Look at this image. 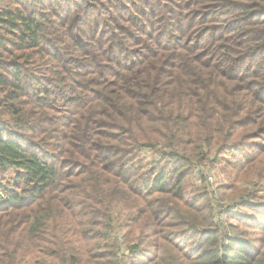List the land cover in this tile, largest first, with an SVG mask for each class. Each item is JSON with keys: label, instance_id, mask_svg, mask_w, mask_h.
Returning a JSON list of instances; mask_svg holds the SVG:
<instances>
[{"label": "trees", "instance_id": "16d2710c", "mask_svg": "<svg viewBox=\"0 0 264 264\" xmlns=\"http://www.w3.org/2000/svg\"><path fill=\"white\" fill-rule=\"evenodd\" d=\"M252 133L264 0H0V264H264L255 152L199 177Z\"/></svg>", "mask_w": 264, "mask_h": 264}, {"label": "rangeland", "instance_id": "374dc122", "mask_svg": "<svg viewBox=\"0 0 264 264\" xmlns=\"http://www.w3.org/2000/svg\"><path fill=\"white\" fill-rule=\"evenodd\" d=\"M255 128V126H250V130H254ZM256 133H252L249 136L246 135L244 138L247 144H256L254 149H251L249 145V147L226 151L218 157L215 163H208L205 166L202 165L203 168L199 171V177H203L204 179L202 181H208L207 183L210 185V188H215L231 180L233 176L230 172L233 174V171L239 168L237 165L238 162L244 159L242 153L252 154L255 152V157L257 159L253 167L246 164L240 171V176L244 178L247 177L248 180H235L232 183H234L236 187L231 190H226L227 195L232 196V200L234 201L246 195L252 199V204H256L254 201L260 202L261 205H250V208L244 209L246 214H252L251 217L255 216V219L252 220L251 218L244 217L246 221L243 223L241 222V225L245 226L244 229L251 232L250 235L252 237L263 236L264 229V135L256 136ZM212 156L215 158L217 153H214ZM13 177L14 175L12 173L0 175L1 195L6 196L4 190L7 189L8 186H11ZM204 182H201L200 179H188L186 182V189L189 192L194 191L196 188L203 189L205 186ZM232 221L238 223V220L233 219Z\"/></svg>", "mask_w": 264, "mask_h": 264}]
</instances>
